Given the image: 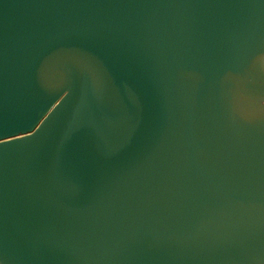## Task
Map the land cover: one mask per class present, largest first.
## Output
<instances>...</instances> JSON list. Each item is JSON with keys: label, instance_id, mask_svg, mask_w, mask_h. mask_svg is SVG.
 Wrapping results in <instances>:
<instances>
[{"label": "water", "instance_id": "water-1", "mask_svg": "<svg viewBox=\"0 0 264 264\" xmlns=\"http://www.w3.org/2000/svg\"><path fill=\"white\" fill-rule=\"evenodd\" d=\"M0 264H264V0H0Z\"/></svg>", "mask_w": 264, "mask_h": 264}]
</instances>
